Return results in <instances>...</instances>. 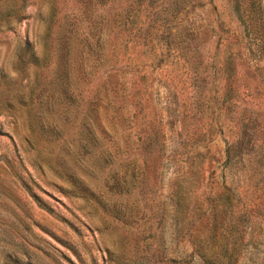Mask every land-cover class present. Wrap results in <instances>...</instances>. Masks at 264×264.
I'll list each match as a JSON object with an SVG mask.
<instances>
[{
    "label": "rangeland",
    "instance_id": "374dc122",
    "mask_svg": "<svg viewBox=\"0 0 264 264\" xmlns=\"http://www.w3.org/2000/svg\"><path fill=\"white\" fill-rule=\"evenodd\" d=\"M263 123L264 0H0V264H203L224 196L264 264Z\"/></svg>",
    "mask_w": 264,
    "mask_h": 264
},
{
    "label": "trees",
    "instance_id": "16d2710c",
    "mask_svg": "<svg viewBox=\"0 0 264 264\" xmlns=\"http://www.w3.org/2000/svg\"><path fill=\"white\" fill-rule=\"evenodd\" d=\"M262 41H245L247 49L252 52V57H259V47ZM255 54V55H253ZM233 53L227 54V56H232ZM245 56V55H244ZM264 132V123L260 125ZM258 130V129H257ZM261 137L264 138L261 134ZM254 140L255 137H254ZM264 140V139H262ZM256 142V141H255ZM261 143V142H260ZM264 143V142H263ZM229 146H226V151H228ZM226 196L223 197L222 203H213L208 208L207 216L204 221H201L203 226H205L206 233H196V246L197 255L203 262V264H236L238 261L239 254V243H235L231 239V231L228 227V222L224 221V213L227 209L226 206ZM226 222V223H225Z\"/></svg>",
    "mask_w": 264,
    "mask_h": 264
}]
</instances>
